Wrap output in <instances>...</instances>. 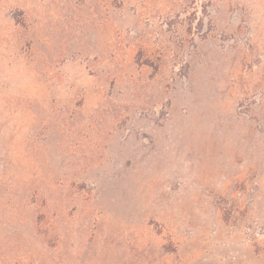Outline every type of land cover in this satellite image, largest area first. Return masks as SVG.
Wrapping results in <instances>:
<instances>
[{"label":"rangeland","instance_id":"rangeland-1","mask_svg":"<svg viewBox=\"0 0 264 264\" xmlns=\"http://www.w3.org/2000/svg\"><path fill=\"white\" fill-rule=\"evenodd\" d=\"M0 264H264V0H0Z\"/></svg>","mask_w":264,"mask_h":264}]
</instances>
